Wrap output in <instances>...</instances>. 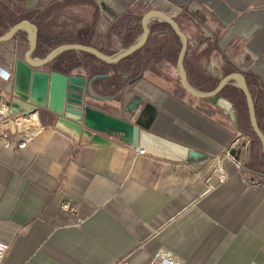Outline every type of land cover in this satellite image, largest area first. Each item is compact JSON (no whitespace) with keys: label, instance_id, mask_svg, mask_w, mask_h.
Instances as JSON below:
<instances>
[{"label":"crops","instance_id":"crops-1","mask_svg":"<svg viewBox=\"0 0 264 264\" xmlns=\"http://www.w3.org/2000/svg\"><path fill=\"white\" fill-rule=\"evenodd\" d=\"M60 3L87 18L79 17L72 31L66 25L54 29L50 7ZM150 10L176 23L187 41L184 59L194 51L207 60L209 68L198 76L183 60L193 90L203 92L197 85L218 75L216 64L245 76L264 137V0H0V38L24 21L37 28L35 49L42 54L32 58L63 44L114 56L137 43L140 18ZM147 23V42L130 62L106 65L66 50L49 70L92 78V94L106 102L94 100L89 107L121 121L138 103L150 105L155 114L149 133L196 157L175 162L138 154L115 134L103 136L105 145L75 143L46 116L31 114L39 127L35 136L7 135L6 148L0 141V240L8 244L1 264H148L160 249L183 264H264V157L254 158L249 140L216 120L207 100L194 101L170 79L149 72L141 54L155 53L153 43L165 31L155 18ZM28 36L18 31L0 43L4 101L14 62L23 58L20 38L27 42ZM234 86L232 80L229 88ZM217 167L226 175L221 183ZM62 202L73 211L62 210Z\"/></svg>","mask_w":264,"mask_h":264},{"label":"water","instance_id":"water-1","mask_svg":"<svg viewBox=\"0 0 264 264\" xmlns=\"http://www.w3.org/2000/svg\"><path fill=\"white\" fill-rule=\"evenodd\" d=\"M155 18L159 23L169 27L172 34L179 38L180 44L175 59L177 78L181 90L189 96L207 100L209 107L216 111L214 117L223 123L229 122L235 125L236 111L229 100L219 95V92L233 80L237 83L241 95L244 98V105L247 112V122L251 131L260 144V152L264 157V137L255 124L254 109L251 95L248 92L246 81L242 73H229L218 80L216 86L210 92H196L185 80V68L183 60L187 41L180 33L176 23L163 13L156 10L146 12L139 21L140 35L137 43L123 49L114 56H105L96 49L80 44H63L48 51L43 58H32L36 47L37 28L24 21L10 27L0 38V43L11 40L18 31L29 34L27 38V49L22 59L14 62L13 80L10 85L5 103L8 111L13 117H20L38 113L47 117L56 130L66 134L73 142L89 141L93 146L105 145L103 136L110 134L119 135L124 141L130 144L133 149L142 151L145 155L161 158L167 161L183 162L185 159L195 158V153L187 147L180 146L172 141H167L157 135L149 133V126L154 118V109L148 104L138 103V109L128 121H121L111 115L89 107V103L98 100L105 101L92 94V78L85 79L81 75L69 73H58L51 71L50 61L60 52L79 51L103 64H115L122 59L133 55L147 42L148 20ZM47 67L48 71H40V68ZM106 102V101H105Z\"/></svg>","mask_w":264,"mask_h":264},{"label":"rangeland","instance_id":"rangeland-1","mask_svg":"<svg viewBox=\"0 0 264 264\" xmlns=\"http://www.w3.org/2000/svg\"><path fill=\"white\" fill-rule=\"evenodd\" d=\"M8 5H9V3H8ZM11 5H9V6H11ZM10 8L13 10V8H14L13 5ZM70 8H71L70 5L67 6L66 4H63V3H60L56 6L52 5L50 7L51 12H52L51 17H50L51 22L49 21L50 26H53L55 29L56 27H62V25H66V26H68L70 31H72L73 27H74L73 25L77 24V20L79 19V17L84 18V19L87 18L86 12H84L83 14H80L79 12L73 13L70 10ZM37 18H38V16H35V15L31 16V20H34L35 22H37V24H39L38 23L39 21L37 20ZM160 25H161V28H159V31L162 30L165 32H164V37H162L161 39H156L157 42L154 41V43H153L154 45L157 46V50L155 51L156 54L154 52L150 53L149 51H145V52H142L141 59L143 60L145 67L149 69V72H151V73L153 72L154 74L159 75L161 77V79H163V80L167 81L168 79H170L172 85L175 88H177V87H179V85L177 82L178 78H177V71H176V67H175V59H176V56L178 53L177 51L179 49V41H178V39H176V37H174L172 35L171 31H169L167 28H164L162 26L163 25L162 23ZM20 41L23 42V45L21 46V49L18 50L19 57H21L22 52H24L27 49V45H28V42H26L23 37L20 38ZM33 53L38 54V55L42 54L36 50H34ZM43 55H45V54H43ZM202 55H203L202 53L198 54L194 51H190V53L184 59V60H187L191 64V67H193L192 73L195 74L196 76H198L200 71L205 72V69L209 68L208 64H206L207 60L205 62H203V60H202L203 56ZM146 57L148 59H146ZM210 58H213V59L215 58L217 61V55L216 54L211 53ZM201 63H205L206 66H204V68L199 66V64H201ZM165 64L167 65V67H165ZM216 66H217V69H219L218 75L217 76L214 75L212 80L209 79L208 81H211L209 84H204L202 82L199 83L197 85L198 89L203 90V92H210V91H212V88H214V86L217 84V82L220 78H222L223 76H226L228 73H230L228 67L224 68L223 65H218V64H216ZM50 69H51V67H50ZM186 69L188 70L187 67H186ZM230 84H231V82H230ZM222 90L219 92V95H225L226 97H228V99H226V100H229L232 103L233 109L236 111V123H235L236 127L232 124H230V125H232V127L236 130L237 134H239L241 137L244 136L245 139L249 140V143H250L249 144L250 145L249 151H250V153L255 154L254 158H259L261 156L260 144H259L258 139H256L255 136L253 135L251 128L247 122V112H246V109L244 106V98H243V95H241L239 89L237 88V83H236V86H234L233 88L228 87L227 89H225L223 91ZM192 99L195 101L194 98H192ZM259 115H260V111H259ZM216 120H218V119H216ZM259 161L261 162L260 167H262V165L264 166V159L259 158Z\"/></svg>","mask_w":264,"mask_h":264},{"label":"built area","instance_id":"built-area-1","mask_svg":"<svg viewBox=\"0 0 264 264\" xmlns=\"http://www.w3.org/2000/svg\"><path fill=\"white\" fill-rule=\"evenodd\" d=\"M8 111V107L4 102L3 98L0 96V141L2 142L3 147L6 148V137L7 135H21L25 134L26 139H30L38 132V123L36 118L33 115H25L20 117H13ZM24 145V141L18 142L15 146L17 149H21ZM138 154H142V151H138ZM228 156L227 153L224 154ZM214 174L218 183L223 182L226 179V175L222 170L217 167L214 169ZM61 208L64 211H73L71 204L68 202H62ZM8 244L0 240V264L4 259L7 250ZM114 264H126L122 261H116ZM148 264H183V262L174 259L164 250L160 249L158 252L149 260Z\"/></svg>","mask_w":264,"mask_h":264},{"label":"trees","instance_id":"trees-1","mask_svg":"<svg viewBox=\"0 0 264 264\" xmlns=\"http://www.w3.org/2000/svg\"><path fill=\"white\" fill-rule=\"evenodd\" d=\"M164 28H167L169 31H170V29H169V27L167 26V25H165V24H163L162 25ZM172 33V32H171ZM37 44H36V47L35 48H37ZM39 48H40V46H39ZM36 50V49H35ZM134 55V54H133ZM133 55H131V56H128V57H126V58H124V59H122V61H120V63H122V62H130V61H132V58H133ZM190 73V72H189ZM201 80V79H200ZM202 81V83L204 82L203 80H201ZM216 86V85H215ZM214 86V87H215ZM213 89V88H212Z\"/></svg>","mask_w":264,"mask_h":264},{"label":"flooded vegetation","instance_id":"flooded-vegetation-1","mask_svg":"<svg viewBox=\"0 0 264 264\" xmlns=\"http://www.w3.org/2000/svg\"><path fill=\"white\" fill-rule=\"evenodd\" d=\"M243 78H244V80L246 81V79H245V76H244V75H243ZM229 85H230V84H228L226 87H224V88H223V90L227 89V88L229 87ZM223 90H222V91H223Z\"/></svg>","mask_w":264,"mask_h":264}]
</instances>
